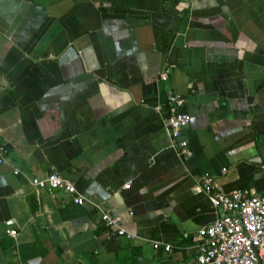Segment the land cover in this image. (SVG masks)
Segmentation results:
<instances>
[{
	"label": "crops",
	"instance_id": "obj_1",
	"mask_svg": "<svg viewBox=\"0 0 264 264\" xmlns=\"http://www.w3.org/2000/svg\"><path fill=\"white\" fill-rule=\"evenodd\" d=\"M173 1L0 0V264H178L222 215L201 176L263 190L264 0ZM170 90L190 116L185 161ZM52 172L82 205L29 182Z\"/></svg>",
	"mask_w": 264,
	"mask_h": 264
},
{
	"label": "built area",
	"instance_id": "obj_2",
	"mask_svg": "<svg viewBox=\"0 0 264 264\" xmlns=\"http://www.w3.org/2000/svg\"><path fill=\"white\" fill-rule=\"evenodd\" d=\"M167 79V73H161L160 80L166 82ZM183 106L184 99L173 91H168L164 118L166 128L171 147L185 161L192 156V151L185 138L190 116L183 111ZM5 162V149L0 146V165ZM13 173L19 175L20 171L14 169ZM29 182L36 189L66 193L74 205L83 204V198L78 195L74 184L56 172L43 178H32ZM198 186L211 204L221 210L222 215L197 232L195 257L178 264H264V188L259 193L241 188L224 193L220 190L218 181L209 174L199 178ZM128 187L129 184L124 188ZM101 221L107 229L115 231L118 237L134 239V235L125 231L109 211H103ZM9 234L15 236L16 232L9 231ZM160 246L165 252H170L173 248L169 243H153L155 250Z\"/></svg>",
	"mask_w": 264,
	"mask_h": 264
},
{
	"label": "trees",
	"instance_id": "obj_3",
	"mask_svg": "<svg viewBox=\"0 0 264 264\" xmlns=\"http://www.w3.org/2000/svg\"><path fill=\"white\" fill-rule=\"evenodd\" d=\"M173 2H174L173 4H175L177 2V0H174Z\"/></svg>",
	"mask_w": 264,
	"mask_h": 264
}]
</instances>
